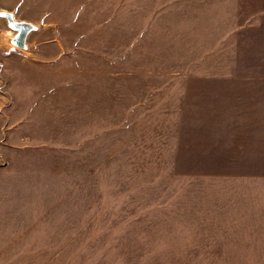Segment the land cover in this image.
Here are the masks:
<instances>
[{"label":"rangeland","instance_id":"rangeland-1","mask_svg":"<svg viewBox=\"0 0 264 264\" xmlns=\"http://www.w3.org/2000/svg\"><path fill=\"white\" fill-rule=\"evenodd\" d=\"M0 9V264H264V0Z\"/></svg>","mask_w":264,"mask_h":264},{"label":"water","instance_id":"water-1","mask_svg":"<svg viewBox=\"0 0 264 264\" xmlns=\"http://www.w3.org/2000/svg\"><path fill=\"white\" fill-rule=\"evenodd\" d=\"M0 17H3L7 20L10 27L16 30V35L13 39H11L12 44L20 48H26L27 45L25 43V37L29 29L33 27V25L24 22V21H17L13 19V13L11 11H7L4 9H0Z\"/></svg>","mask_w":264,"mask_h":264},{"label":"crops","instance_id":"crops-1","mask_svg":"<svg viewBox=\"0 0 264 264\" xmlns=\"http://www.w3.org/2000/svg\"><path fill=\"white\" fill-rule=\"evenodd\" d=\"M262 84H263V87H262V90H263V92H262V94H263V115H264V76L262 77Z\"/></svg>","mask_w":264,"mask_h":264}]
</instances>
